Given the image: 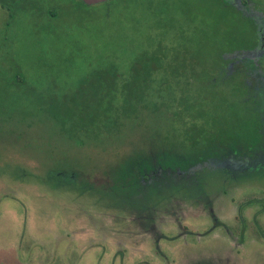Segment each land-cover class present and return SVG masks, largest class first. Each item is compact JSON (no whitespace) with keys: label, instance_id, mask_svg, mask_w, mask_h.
I'll use <instances>...</instances> for the list:
<instances>
[{"label":"rangeland","instance_id":"1","mask_svg":"<svg viewBox=\"0 0 264 264\" xmlns=\"http://www.w3.org/2000/svg\"><path fill=\"white\" fill-rule=\"evenodd\" d=\"M229 1L256 13L261 34L264 0ZM136 2L0 0V264H264V171L199 173L193 191L167 179L118 189L106 172L133 134L72 138L47 116L46 102H87L80 81L101 59L123 70L162 32L193 46L200 25L217 27L214 0Z\"/></svg>","mask_w":264,"mask_h":264},{"label":"trees","instance_id":"2","mask_svg":"<svg viewBox=\"0 0 264 264\" xmlns=\"http://www.w3.org/2000/svg\"><path fill=\"white\" fill-rule=\"evenodd\" d=\"M214 1L217 27L200 25L203 37H196L195 45L188 46L189 37L176 45L162 32L156 46L130 57L123 70L104 59L95 63L102 67L81 79L78 90L87 102L76 109L65 102L45 103L47 116L70 133L68 137L85 129L91 137L106 134L117 146L133 134L126 149L113 153L106 172L118 189L159 186L164 179L191 189L198 186L199 173L207 171H264V72L259 57L264 51L256 55V20L228 0ZM246 18L254 22L250 33L244 27ZM45 136L48 159L54 161L51 137ZM95 142L93 138L89 145ZM56 168L61 174L67 170Z\"/></svg>","mask_w":264,"mask_h":264},{"label":"flooded vegetation","instance_id":"3","mask_svg":"<svg viewBox=\"0 0 264 264\" xmlns=\"http://www.w3.org/2000/svg\"><path fill=\"white\" fill-rule=\"evenodd\" d=\"M228 2H230V4L235 5V7H237V4L231 3L232 1H229V0H228ZM236 3H237V2H236ZM238 4H239L238 7H240V8H242L243 6H245V5H242V6H241V3H238ZM247 7H248V6H247ZM244 8H245V7H244ZM248 9H249V8H248ZM248 9L245 8L246 13L249 14V16H250L251 18L254 19V17H256L254 14H256V13H255V12H252V11H250V9H249V10H248ZM255 20H256V19H255ZM260 20H261V22H262V27L264 28V15H263V14H261ZM255 22H256V21H255ZM257 31H258V30H257ZM258 33H259V32H258ZM257 42H259L260 45H261V47H262V50H261V51H264V29L262 30V33H261V34L259 33V36H258Z\"/></svg>","mask_w":264,"mask_h":264},{"label":"water","instance_id":"4","mask_svg":"<svg viewBox=\"0 0 264 264\" xmlns=\"http://www.w3.org/2000/svg\"><path fill=\"white\" fill-rule=\"evenodd\" d=\"M80 1L83 2L84 4H94L104 0H80Z\"/></svg>","mask_w":264,"mask_h":264}]
</instances>
